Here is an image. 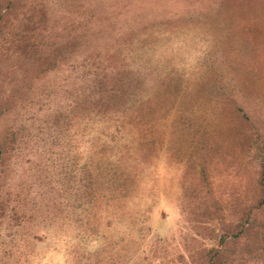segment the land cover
<instances>
[{"label":"rangeland","instance_id":"374dc122","mask_svg":"<svg viewBox=\"0 0 264 264\" xmlns=\"http://www.w3.org/2000/svg\"><path fill=\"white\" fill-rule=\"evenodd\" d=\"M0 145V264H264V0H0Z\"/></svg>","mask_w":264,"mask_h":264},{"label":"trees","instance_id":"16d2710c","mask_svg":"<svg viewBox=\"0 0 264 264\" xmlns=\"http://www.w3.org/2000/svg\"><path fill=\"white\" fill-rule=\"evenodd\" d=\"M131 83L135 81L134 77L130 78ZM146 105H144V100H142L139 105H136L135 107H129L127 108V111H125V115L122 119H124V123L130 124L132 126H135L138 124V122L144 123L145 114H146ZM3 152V148L0 145V155ZM264 178V174H263Z\"/></svg>","mask_w":264,"mask_h":264}]
</instances>
